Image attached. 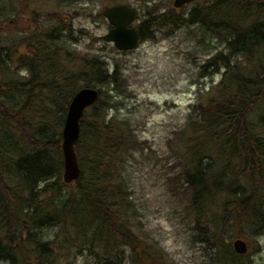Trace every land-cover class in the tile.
I'll return each instance as SVG.
<instances>
[{
    "label": "trees",
    "instance_id": "16d2710c",
    "mask_svg": "<svg viewBox=\"0 0 264 264\" xmlns=\"http://www.w3.org/2000/svg\"><path fill=\"white\" fill-rule=\"evenodd\" d=\"M151 7L137 24L141 42L154 38L149 26L192 24L225 43L203 65L223 73L192 107L178 176L195 213V238L212 263L258 264L230 239L264 233V0ZM7 11H0V24L8 21L0 28L7 38H0V261L161 264L166 258L137 228L122 174L141 144L127 120L108 117L110 91L123 92L122 73L99 55L76 53L75 35L86 32L56 13L35 17L23 43L15 42L22 13ZM87 86L99 98L81 118L80 176L67 182L62 127L73 95Z\"/></svg>",
    "mask_w": 264,
    "mask_h": 264
},
{
    "label": "rangeland",
    "instance_id": "374dc122",
    "mask_svg": "<svg viewBox=\"0 0 264 264\" xmlns=\"http://www.w3.org/2000/svg\"><path fill=\"white\" fill-rule=\"evenodd\" d=\"M116 3H128L136 9L137 17L131 23L135 26L145 19L152 5L173 7V0H0V11L22 13L17 24L13 23L18 28L15 42L19 44L34 29L35 17L42 22L46 14L62 15L86 32L84 36L75 35L77 42L72 48L76 53L99 55L109 62L110 71L117 66L123 82L119 90L123 92L116 95L110 91L115 97L108 117L127 120L141 144L130 151L122 171L137 228L162 252L166 259L161 264H213L210 251L195 238L196 217L183 179L178 176V159L193 105L222 77L223 68L204 69L203 65L217 51L224 50L225 43L192 24L156 31L149 26L147 33L154 32V38L144 39L136 49L121 51L100 38L110 27L102 12ZM189 9H184L185 16ZM7 26V20L0 24V28ZM5 35H0L2 42L7 41ZM24 50L25 46L20 45V51ZM19 74L25 75L23 71ZM248 241L249 258L264 264V233ZM76 264L91 263L81 257Z\"/></svg>",
    "mask_w": 264,
    "mask_h": 264
},
{
    "label": "water",
    "instance_id": "95a60500",
    "mask_svg": "<svg viewBox=\"0 0 264 264\" xmlns=\"http://www.w3.org/2000/svg\"><path fill=\"white\" fill-rule=\"evenodd\" d=\"M194 0H174L176 7H182ZM104 15L112 27L102 35V39L111 41L121 50L135 49L139 46L140 36L136 27L129 26L135 18V10L129 4L121 3L107 6ZM99 97L96 87H82L72 97L67 108L62 129V152L64 172L63 178L67 182L76 180L80 176V163L76 151V143L81 131V118L85 109L95 103ZM233 247L237 253H245L248 243L243 238H235Z\"/></svg>",
    "mask_w": 264,
    "mask_h": 264
}]
</instances>
